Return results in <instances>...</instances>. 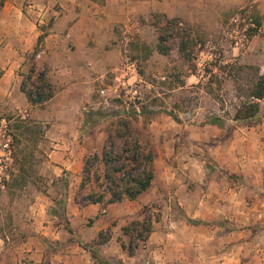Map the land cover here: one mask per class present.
<instances>
[{
	"label": "rangeland",
	"instance_id": "374dc122",
	"mask_svg": "<svg viewBox=\"0 0 264 264\" xmlns=\"http://www.w3.org/2000/svg\"><path fill=\"white\" fill-rule=\"evenodd\" d=\"M136 1L145 0L131 2V13L117 23L119 60L105 71L103 78L95 80L93 99L82 109V128L91 130L94 135L91 139L94 148L89 154L101 155L109 135H116L120 122L130 120L135 133L148 141L156 154L152 186L137 200L124 201L127 203L113 208L109 221L102 219L99 222L98 226H106L102 229L105 236H111L107 243H98L99 233L92 237L88 229L94 222L90 219L76 222V232L68 233L67 198L79 191L80 184L74 183L72 171L66 170L59 176L46 171L51 168L48 159L52 140L45 137L44 126V134L22 133L17 128L16 118L23 113L8 99L0 98V264L29 263V257L22 250L23 242L35 240L34 237L45 242L44 263L50 262L56 242L28 231L27 223L33 218L27 212L33 210L30 205L39 198L57 200L48 209L52 225L62 228L61 234L68 235L74 243L87 244L95 264H156V256L148 248L149 242L141 244L137 250L140 253L132 259L127 251L122 257L109 247H120L117 238L124 237L123 226L149 217L154 221V232L171 227L180 233L182 230L184 233L181 234L185 235L192 234V228H201L202 233H206L209 228L207 220L187 218L179 205L180 198L191 205L193 198L201 194V190L190 183H202L201 161H205L213 173L206 187H210L214 198H225L222 201L228 203L229 208L231 203L234 204L231 200L235 198L234 193L244 199L240 208L243 215L235 226L242 228L236 239L247 247L245 254L252 258L257 255L260 245L264 246V204L260 203L264 201V192L256 193L254 188L258 183L254 178L246 177L245 173H230L216 165L210 152L215 148L213 140L218 137L217 131L202 125L205 114H233L239 103L234 80L217 68L215 73L219 75L214 76L212 84L208 85L209 76L204 74V68L210 60L221 64L238 61L253 64L241 56L251 38L250 28L255 27L252 23L259 12L257 3L255 0H150L152 4L149 5ZM28 5L29 0H25L24 7ZM112 11L116 14L115 9ZM156 14L178 17L193 28L195 36L200 39L194 59H185L176 48L169 55L155 49L159 38ZM1 35L2 28L0 41L3 39ZM31 52L25 53V66L20 67V72L27 71ZM6 54L0 56V75L4 62L8 61ZM39 64L44 66L40 61ZM222 105L225 111L221 109ZM170 113L177 114L180 120H175ZM236 124L239 123L228 119L224 128L231 129ZM14 135L19 136V140H14ZM226 155L228 158L229 154ZM185 164L192 166V173L184 171L188 170ZM250 170V175H255L258 169L251 165ZM259 184L264 186L262 181ZM188 186L193 190L191 193ZM258 204L263 209V216L259 215ZM52 207L64 215L52 216ZM214 221L222 223L220 218ZM155 239L154 244L159 246L161 236ZM169 242L170 255L174 256L179 238H170ZM181 242L187 250L186 240Z\"/></svg>",
	"mask_w": 264,
	"mask_h": 264
},
{
	"label": "crops",
	"instance_id": "0c3cea01",
	"mask_svg": "<svg viewBox=\"0 0 264 264\" xmlns=\"http://www.w3.org/2000/svg\"><path fill=\"white\" fill-rule=\"evenodd\" d=\"M24 1H6L0 9L3 38L0 43L4 41V44H0V56L4 57L8 53V61L4 62L0 75V98L8 99L14 107L19 108L20 113H23L21 116L32 117L44 126L45 137L52 140L48 159L51 168L46 171L54 176L62 175L66 170L72 171L74 183L81 184L86 156L94 148L91 144L94 137L92 131L82 128V109L93 99L95 80L103 78L105 71L119 60L117 23L129 16V5L134 0H29L26 7ZM136 2L151 3L150 0ZM255 2L262 24L248 40L241 58L258 65L264 73V0ZM44 32V49L37 56V61L47 67L48 79L56 87V94L44 106H38L32 105L22 91L24 77L19 70L25 66V53L34 49L40 34ZM203 128L217 131L218 137L213 140L216 145L210 152L216 165L230 173H245L246 177L254 178L258 183L254 189L257 194H262L264 186L259 183L262 181L264 184V122L254 126L236 124L231 129L205 124ZM226 152L229 154L228 158ZM201 163L202 183L189 181L194 183L192 185L195 189L197 187V190H201V194L198 198H193L191 205L180 198L179 205L185 210L187 218L207 220L209 228L206 233H202L201 228H192L194 232L186 235L181 234L184 233L182 230L180 233L171 227L153 232L147 242L148 248L156 256V264H262L263 245L256 250L257 255L248 258L244 252L247 247L236 239L242 229L235 225H238L243 215L240 208L244 199L237 192L234 193L235 198H231L234 204L231 203L229 208L228 203L222 201L225 198H214L213 192L209 191L210 187H206L208 181L211 182L213 173H210L205 161ZM251 165L258 169L255 175H250ZM185 167L188 170L184 171L192 173L191 165L185 164ZM176 170L179 172L177 168ZM188 188L191 193L192 188ZM76 193L77 191L67 198V215L74 232L76 222L94 220L102 210L98 203L80 207L75 201ZM34 203L30 205L33 210L27 212L33 218L27 223L28 231L52 238L56 242V250L48 264H95L90 249L69 240L68 235L61 234L62 228H54L52 225L53 219L48 209L55 200L39 198ZM124 203L127 202L111 204L107 212L91 224L88 231L93 238L106 227L98 226L99 222L102 219L109 221L112 209ZM260 203L263 205L264 201ZM257 207L259 215L263 216V209L259 204ZM217 218L222 223H216L214 220ZM66 231L70 233L67 229ZM158 236L162 238L159 246L154 244ZM175 237L179 238L180 243L175 248L174 256H171L169 240ZM34 238L35 240L23 242L22 250H25L30 262L22 264H45L46 244L40 237ZM182 239L186 240L187 250ZM109 250L120 253L122 257L126 254L121 246L118 248L113 245ZM139 253L127 255L132 259Z\"/></svg>",
	"mask_w": 264,
	"mask_h": 264
},
{
	"label": "trees",
	"instance_id": "16d2710c",
	"mask_svg": "<svg viewBox=\"0 0 264 264\" xmlns=\"http://www.w3.org/2000/svg\"><path fill=\"white\" fill-rule=\"evenodd\" d=\"M5 3L6 0H0V9ZM155 16L158 18L155 25L159 35L155 49L161 54L169 55L176 48L185 59H194L195 47L200 44V39L195 36L193 28L185 25L178 17L170 18L165 14ZM254 24L255 27L250 28V37L262 24L259 15L255 17ZM45 36V32L40 34L36 46L28 57L27 71L20 72L24 77L22 91L32 105L38 106H44L56 94V87L48 79L47 67L40 66L37 61V56L44 49ZM217 68L234 80L239 103L235 106L233 114L230 112L226 115L205 114L202 124L224 127L228 119L245 126L264 122V73L261 72L260 67L239 61L221 64L220 61L210 60L204 68V74L209 76L208 85L212 84L214 76L219 75L215 73ZM221 109L224 110L223 105ZM170 115L175 120H180L177 114L170 113ZM6 120L9 121L7 118ZM16 121L17 128L22 130V133L44 134L42 124L31 118L19 115ZM13 139L19 140V136L14 135ZM155 159L156 154L150 143L135 133L130 120H123L117 128L116 135H109L108 143L104 146L101 155L92 153L86 156L82 182L75 196L76 203L80 207L92 203L100 204L102 210L95 217L94 222L107 212L111 204L137 200L152 186L155 179ZM65 181L68 185L67 180ZM51 215L59 217L64 214L61 215L57 208L52 207ZM66 229L70 233L73 232L69 221L66 223ZM122 232L126 239L119 236L117 241L123 250L133 256L140 245L146 243L154 232V221L151 217L133 221L123 226ZM105 235L104 231L99 233V244H105L111 239L110 235ZM82 246L88 248L87 244Z\"/></svg>",
	"mask_w": 264,
	"mask_h": 264
},
{
	"label": "built area",
	"instance_id": "2783aa9c",
	"mask_svg": "<svg viewBox=\"0 0 264 264\" xmlns=\"http://www.w3.org/2000/svg\"><path fill=\"white\" fill-rule=\"evenodd\" d=\"M254 25V23H252Z\"/></svg>",
	"mask_w": 264,
	"mask_h": 264
}]
</instances>
